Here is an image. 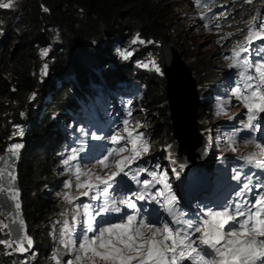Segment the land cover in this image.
Segmentation results:
<instances>
[{
    "label": "trees",
    "instance_id": "16d2710c",
    "mask_svg": "<svg viewBox=\"0 0 264 264\" xmlns=\"http://www.w3.org/2000/svg\"><path fill=\"white\" fill-rule=\"evenodd\" d=\"M256 9L257 5L240 10L245 25ZM168 11L167 0H16L9 11L1 12L0 145L7 147L20 137L19 130L26 133L16 162V182L27 235L35 242L33 260L37 264H53L51 256L58 246L50 232L66 213L64 202L53 194L60 177L54 152L59 137L52 136V128L61 116L72 117L111 93L120 108L132 103L144 113L153 142L163 140L158 149H176L165 77L138 67L133 59L125 65L106 64L103 59L107 55L124 61L120 50L114 48L124 47L139 33L145 41H154L144 44L141 51H153L161 65L159 44L171 43L175 35L168 24ZM43 50L48 51L47 57L41 56ZM44 64L48 71L42 76ZM215 85L214 80L211 87ZM207 107L195 101L198 123L206 114L216 116L213 108ZM222 161L217 162L218 169ZM0 239L7 237L0 233ZM0 260L9 262L3 254Z\"/></svg>",
    "mask_w": 264,
    "mask_h": 264
},
{
    "label": "snow or ice",
    "instance_id": "6c2138e0",
    "mask_svg": "<svg viewBox=\"0 0 264 264\" xmlns=\"http://www.w3.org/2000/svg\"><path fill=\"white\" fill-rule=\"evenodd\" d=\"M14 2L15 0H0V9H10ZM193 2L202 10L200 19L204 20L203 9L208 5L202 4L201 0ZM244 3L253 4L254 0H244ZM43 11L47 12L48 9L43 8ZM222 15L226 17L227 14ZM247 26L243 39L236 41L231 56L225 59L230 61V68L241 70L238 75L243 82L242 86L238 84L232 94L247 109L245 127L255 132L260 125L254 121L264 113V44L255 49L256 56L260 58L256 62L251 59V45L256 41H264V18L258 21L253 16L247 21ZM204 27H209V24L205 23ZM231 35L229 33L228 37ZM137 43L144 45L154 41H145L137 33L131 44ZM133 52L134 50L123 49L119 51V56L128 60ZM243 53L249 55L241 58ZM41 56L47 57L48 51L43 50ZM138 67L163 74L160 65L152 58L147 62H140ZM47 71L48 64H44L41 75H47ZM32 99H35V94ZM220 113H225L223 105L220 106ZM123 123L126 135L122 136L117 131L110 137L113 145L121 146L112 148L98 160V165L108 171L99 175L91 169L82 171L77 166L75 187L78 195L73 197L68 193L62 194L63 199L73 205L75 210L71 221L67 218L63 221L59 236L61 247L51 257L54 264H62L61 250L73 255L72 259L63 264H184L185 261L188 264H264V195L251 202L245 200L240 204H226L219 209L205 206L196 217L185 219L184 214L178 211L179 201L172 191V185L168 183L166 171L160 173L146 168H132L133 163L149 151L150 144L142 133L134 134L129 130L128 120ZM142 126L136 125L137 128ZM18 134L22 136L23 131L19 130ZM93 138L103 139L98 136ZM243 142L254 141L249 139ZM22 147L19 143L12 145L7 149L10 156H0V216L4 217L0 219V233L9 237L0 239V245L21 254L30 251L33 244L19 212L20 193L15 187L16 175L11 161V157H18ZM255 148L258 151L243 158L249 164L264 168V145L255 143ZM81 150L73 148L70 159L76 160L77 152ZM230 150L238 151L234 142L230 143ZM125 152L129 155H123ZM69 162L68 159L64 161L65 165ZM141 174L150 176L151 180H142ZM81 177L85 179L82 180ZM123 178L134 181L140 190L131 191ZM235 178L239 179V175ZM157 184L162 187L155 192L151 191ZM101 185L104 187L101 188ZM114 186H118L116 193H110L109 190ZM65 187L71 188L72 181L66 182ZM242 188L249 190V183L244 182ZM238 195L242 196L243 193ZM80 196L100 203L75 205V200ZM136 201H149L157 207L152 209L151 214H141ZM121 204L132 209L133 214H126L119 222H107L103 226L99 224L97 217L120 213ZM161 210L171 219H164ZM62 215L67 216V213ZM80 225L83 228L77 238L76 228ZM91 233L94 235L90 236ZM8 254L11 255L12 252Z\"/></svg>",
    "mask_w": 264,
    "mask_h": 264
},
{
    "label": "rangeland",
    "instance_id": "374dc122",
    "mask_svg": "<svg viewBox=\"0 0 264 264\" xmlns=\"http://www.w3.org/2000/svg\"><path fill=\"white\" fill-rule=\"evenodd\" d=\"M167 1H168V6H169L168 12H170L168 16V24L170 23V25H172L174 32H175V35L172 37L173 39L170 44H172L173 47L176 50H178L179 54L181 53L183 54L181 56V59L186 65L188 71L191 73V76L195 82V91L198 97L197 102L203 103L207 110H208L207 106H209V108H213L211 112L214 115V112L217 111L218 105L215 104V99H214L215 95L213 93L214 86L211 87V85L213 84L214 80L215 82H217L218 78L221 77V75L224 72V64H226L225 62L221 63L220 61L219 45L224 47L223 51H225L227 48L228 49L234 48L235 41L225 42L222 29L220 30V33H219L220 40H217V41H215L216 37L213 36L214 34L210 32V29L206 27L202 29L200 25L198 24V22L200 23L199 17L196 15L194 8H193V4H194L193 0H167ZM3 2H7V0H3ZM10 9H0V14L1 12L3 14L6 11H9ZM123 49L134 50L133 55L128 60H125L126 63L130 62L131 59H134L133 61H136V63L138 64L140 63V61L147 62L150 58L155 59L157 61L155 53H153V51L151 50L141 51L143 49V45L139 43L132 45L131 41H128V42H125L124 47L117 46L114 48V50H117V51L123 50ZM140 53L142 54V56ZM103 59L106 64L107 63L114 64L115 62H117L115 57H108L107 55L105 56L103 55ZM219 105L224 106L226 114L220 113V110H218L216 116H212L211 113L206 114L205 118L201 117L200 118L201 122L198 123V125L203 130V131H199V133L203 137V140L206 143L209 141L210 143L209 150L210 152H212L214 159H215V156L217 155L218 157L226 158V157L233 156L234 154L244 155V151L253 152L255 150L254 146L240 145V144H236V142H235V145L238 148V151L232 152L230 150V146L222 145L221 137H218V136L216 137L215 132H217L216 128H218V123L217 124L214 123L216 118L218 119L220 118L221 121L219 122V124L223 122H230V123L236 124L238 120L240 119H236V120L232 119L230 121L226 119H230L235 116L242 115V113L240 112L241 107L238 105L236 106L232 99H229V100L226 99L223 102H219ZM145 111H146V115H148V117L150 118L151 112L149 111V109L148 110L146 109ZM191 112H189V118L188 119L186 118L188 126L191 125L192 123ZM143 115L144 113L141 112L140 116L142 117ZM152 122L153 120H151V123ZM150 126L153 128V125H150ZM190 131L188 130V132L191 134L192 133L191 127H190ZM190 134L188 135L190 136ZM209 137H211L210 140H209ZM192 138L196 140V138L193 135H192ZM157 142H156L157 146L163 145V140H157ZM224 142H226V139H224ZM12 145L14 144H10L9 147H11ZM8 148L4 149L5 153L3 155L9 154V153H6ZM165 148L167 152L171 153V155L175 154L178 149L177 147V149L172 151V149L169 148L168 146H165ZM195 149H196V146H195ZM0 156L2 155L0 154ZM193 177L194 175L187 177L186 179H184V182H181V184L186 189H188V186L192 184ZM227 184L228 182H226V184L224 185L222 183H218L217 185L215 184L213 187H215L216 195H220L223 197L224 195H226V193L227 194L229 193L228 198H231L230 202L233 203L234 201H238V199L240 198V195H238V193H241L239 187L236 186V188L233 189V188H229L228 187L229 185L227 186ZM194 185L195 184L193 183V186ZM198 185L200 186L201 189H204L207 187L205 183L203 182L201 183L199 181H198ZM195 187H193V189ZM246 193H249V190H247ZM216 195H212V197L216 198ZM253 196H254V193L247 195V197H250V199ZM228 198L226 200H228ZM216 201L219 202L218 200ZM185 202H187L186 199H185ZM188 204L191 205V203H188ZM63 205L65 208L68 207V203L64 202ZM222 205L223 204L221 202H219V204L215 203L213 205L214 206L213 208H216V209L223 208Z\"/></svg>",
    "mask_w": 264,
    "mask_h": 264
},
{
    "label": "water",
    "instance_id": "95a60500",
    "mask_svg": "<svg viewBox=\"0 0 264 264\" xmlns=\"http://www.w3.org/2000/svg\"><path fill=\"white\" fill-rule=\"evenodd\" d=\"M160 53H161V66L163 69V74L166 79V101H167V107H168V112L169 115H171V126L174 124V115H175V120L176 124L173 126V131H172V137L177 143V159L178 161L182 164L183 168H185V173H190L191 171L199 168H212V162H213V155L212 152L209 150V144L206 143L203 140V137L199 133L198 129V121L195 119L194 116V105L195 101L197 102V94L195 91V82L191 76V73L188 71L186 65L181 59V56L176 50L172 44L170 43H162L160 46ZM178 88H183L185 90V94L182 91V98H184V95L186 97H189L192 99V102L189 104H184V100L179 96L178 93ZM188 101V100H187ZM187 103V102H186ZM183 109L182 107H184ZM186 105L190 106L192 105L193 107L192 112H191V118L193 122V128H192V133L190 134L187 130V108ZM182 111H186L185 113ZM191 132V131H190ZM178 138L181 136L189 141V138L191 139L192 135L196 138L197 142L201 144L200 148L204 150V157H203V163H200L198 166H194L193 168L187 167L186 163L182 161L179 158V145L180 142L175 138L174 135ZM190 134V137L189 135ZM190 142V141H189ZM196 142V141H195ZM196 142V143H197ZM194 148H195V143L193 142ZM183 149H185L183 147ZM198 150V148L196 147ZM182 148L180 149L181 155H182ZM13 158L11 159V161ZM15 171V168H14ZM15 187H17V182L15 181ZM18 188V187H17ZM20 193V192H19ZM20 200V196H19ZM19 212L21 213L20 209Z\"/></svg>",
    "mask_w": 264,
    "mask_h": 264
},
{
    "label": "clouds",
    "instance_id": "9594fccd",
    "mask_svg": "<svg viewBox=\"0 0 264 264\" xmlns=\"http://www.w3.org/2000/svg\"><path fill=\"white\" fill-rule=\"evenodd\" d=\"M211 1H212V3H211L212 5L210 6V8L216 9L217 17H218L217 18L218 23L216 25H214L212 28H210V32H212L214 34L213 35L214 37H217V35H219L221 29H222L224 36L227 38H229L228 37L229 33L232 34L230 38L234 37L236 39L242 35V33L244 32V29H246V27H247V25H245V20H246L245 16L240 14V10L242 8L247 10V9L253 8L257 5V9H256L255 13L250 17V19L253 16H255L257 18V20H259L260 17L264 16V0H254L253 4H246V3H244V0H211ZM193 8H194L196 15L199 17V20H200V23L198 22V24L200 25V27L202 29H204V25L202 24V19H200V13H198L196 11L194 4H193ZM224 13L227 14L226 17H225V15H222ZM0 25H1V23H0ZM217 25H219V28H217ZM241 30H243V31H241ZM159 46H160V44H159ZM159 50H160V47H159ZM219 58H220V55H219ZM220 61H221V63L224 62L221 58H220ZM117 62H118V59H117ZM225 65L226 64H224V67H225ZM161 68H162V66H161ZM162 73H163V69H162ZM25 136H26V133L23 134L22 137H16L15 139H12V141L7 145V147H5L4 145L3 146L0 145L1 155L2 156H10V154L3 155L5 153L4 149L8 148L10 144L15 145V144L19 143V144H22L24 146ZM20 150H19L18 157H11V159L13 158L12 162L14 163L13 165L15 168L16 180H17L16 162L20 158ZM1 151H3V152H1ZM20 204H21V201H20ZM21 207H22V205H21ZM20 211H21V208H20ZM20 214L22 216V213H20ZM0 218L4 219L3 216H0ZM7 258H8L7 260L9 261V257H7ZM0 259H1V255H0ZM0 264H2L1 260H0Z\"/></svg>",
    "mask_w": 264,
    "mask_h": 264
},
{
    "label": "bare ground",
    "instance_id": "6f19581e",
    "mask_svg": "<svg viewBox=\"0 0 264 264\" xmlns=\"http://www.w3.org/2000/svg\"><path fill=\"white\" fill-rule=\"evenodd\" d=\"M3 16V15H2ZM137 48V47H136ZM133 49V48H132ZM233 50V48H230L229 49V51H232ZM161 60V59H160ZM212 84V83H211ZM182 91L184 92V94H185V90L182 88H178V93H179V96L182 98ZM184 98L185 99H183L184 100V104H189V102L191 103L192 102V99L191 98H189V97H186V95H184ZM188 100V101H187ZM187 102V103H186ZM183 104V105H184ZM193 106L192 105H190V106H188V105H186V108H187V112L186 111H182V113L184 112H186L187 113V119L189 118V112H191L192 111V108ZM183 109H185V105H184V107H182ZM186 119V120H187ZM174 124H176V120H175V115H174ZM175 127V126H174ZM190 127H191V130H192V128H193V122L191 123V125H189L188 126V124H187V128H188V130L190 131ZM174 132V131H173ZM174 135V134H173ZM175 136V138L177 139V140H179V142H180V145H179V158L181 159V156H182V158L183 159H181L182 161H184L185 163H186V165H187V167H190V168H193L194 166H198L200 163H203V157H204V150L202 149V148H200V146H201V144L199 143V142H197L196 140H194L192 137H191V139L189 138V141L187 140V139H185L184 140V138L181 136V138H180V136L177 138L176 137V135H174ZM190 137V136H189ZM197 143H196V142ZM193 142L196 144L195 146L198 148V150L197 149H195L194 148V145H193ZM183 147L185 148V149H183ZM182 148V155H181V152H180V149ZM7 153V152H6Z\"/></svg>",
    "mask_w": 264,
    "mask_h": 264
}]
</instances>
